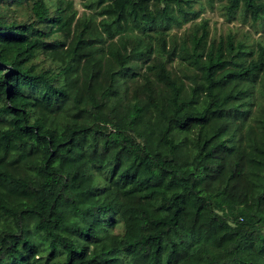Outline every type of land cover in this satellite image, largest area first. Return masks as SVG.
Masks as SVG:
<instances>
[{"label":"trees","instance_id":"1","mask_svg":"<svg viewBox=\"0 0 264 264\" xmlns=\"http://www.w3.org/2000/svg\"><path fill=\"white\" fill-rule=\"evenodd\" d=\"M82 3L0 0V264H264V40Z\"/></svg>","mask_w":264,"mask_h":264},{"label":"rangeland","instance_id":"2","mask_svg":"<svg viewBox=\"0 0 264 264\" xmlns=\"http://www.w3.org/2000/svg\"><path fill=\"white\" fill-rule=\"evenodd\" d=\"M76 6L80 13L85 10L82 0H75ZM194 7L197 9H202V13L197 17V21L202 18H209L210 27L213 34L217 37L223 33L236 32L239 36L248 35V38L253 41H263L264 40V23H257L252 26L251 23H244L242 20V15L237 14V17L233 19H227L223 10L221 8V3L215 0L213 4H210L208 0H196ZM190 23L184 25V29L188 27Z\"/></svg>","mask_w":264,"mask_h":264}]
</instances>
